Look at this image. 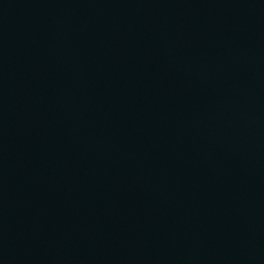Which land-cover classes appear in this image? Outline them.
<instances>
[{"label": "water", "instance_id": "water-1", "mask_svg": "<svg viewBox=\"0 0 264 264\" xmlns=\"http://www.w3.org/2000/svg\"><path fill=\"white\" fill-rule=\"evenodd\" d=\"M0 264H264V0H0Z\"/></svg>", "mask_w": 264, "mask_h": 264}]
</instances>
